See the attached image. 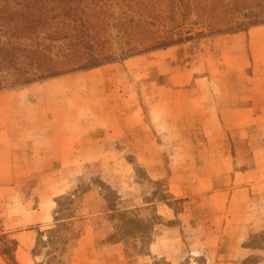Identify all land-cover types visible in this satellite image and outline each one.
<instances>
[{"label":"rangeland","instance_id":"1","mask_svg":"<svg viewBox=\"0 0 264 264\" xmlns=\"http://www.w3.org/2000/svg\"><path fill=\"white\" fill-rule=\"evenodd\" d=\"M17 1L0 0V5L8 4L11 7ZM106 1L112 24L109 34L113 45L118 47L122 44L117 36L119 23L128 25L137 22L140 19L137 14L139 8L135 6L136 2L129 0ZM221 2L234 9L240 22L264 12V0ZM196 15L190 14L183 28V37L190 38L165 49L144 51L97 68L74 71L27 85H10L8 74L0 73L5 86L0 90V96L19 89L25 99V109L20 116H10L9 110L3 112L7 116L0 121V132L7 129L22 134L25 131L35 137L34 143L40 154L35 155L34 166H38L42 165V149L47 139L43 137V129L50 127L51 173L59 172L54 169L60 157L55 152L59 147L57 145L67 144V153L64 154L66 168L60 172L74 183L61 196H55L58 192L56 183L42 185L43 180L39 175H33L26 184L17 186V191L0 188V264H21L14 251L13 241H17L14 234L28 229L32 234L21 238L26 247L19 253V259L25 263L90 264L91 259L97 256L90 250L82 252L87 259L74 257L78 253L77 240L88 226L82 217L93 211L101 213L97 220L100 228L110 231L105 239L99 237V243L125 240L124 264H169L165 257L150 256V244L159 229L163 232L170 224L156 214L154 206L127 209L128 205H136L140 195L147 194L150 195L144 200H169L168 164L177 155L186 162L190 159L194 161L193 152L196 151L198 158L196 169L192 171L194 177L213 174L221 184L245 168V161L251 156L246 148H250L252 136H256V133L260 137L263 135L264 122L255 126L244 123L242 129L238 130L235 123L226 122L228 138H225L222 148H232L234 152L220 155L227 163H221L226 168L218 169L220 156L216 153L209 156L203 151L204 139L198 135L199 131L193 128L186 130L182 123H179L178 130H172L169 119L163 122L155 117L166 109L163 105L159 106L160 102L163 103L161 100L177 92L192 99L224 97L228 100V110L233 111L239 102L236 99L250 97L248 89L254 84V78L258 73H264V23L248 30L236 29L229 33L209 35L207 30L193 24ZM202 30L205 35L198 36ZM17 33L0 27V45H37L28 36ZM131 33L134 34V30ZM39 42L38 47L43 49L51 44L52 54L66 48L64 41L54 43L40 39ZM206 76L211 77L209 84L203 92L196 91L198 85L195 80H205ZM200 110L198 108L195 115ZM216 113L210 111L211 115ZM240 115L243 118L248 116L245 113ZM133 116L137 119L144 117L142 126L145 130L131 122L127 125L131 129L130 135L123 136L122 130L115 127V130H111L114 135L105 140L106 143L102 142L105 139L102 125L107 123L106 119H132ZM196 123L192 121V127L200 126ZM245 135L248 138H244ZM189 149L191 153L186 152ZM123 182L130 183L129 202L120 200ZM90 190L93 197H85ZM43 198H46L45 202ZM169 203L179 207L175 201ZM26 206H33L38 212L28 215ZM43 209L50 211L49 220H42ZM252 244L254 247H264V232L254 235ZM262 258V254H255L254 259L244 264H255ZM188 264L207 263L199 257L195 263ZM216 264H219L218 261Z\"/></svg>","mask_w":264,"mask_h":264},{"label":"crops","instance_id":"2","mask_svg":"<svg viewBox=\"0 0 264 264\" xmlns=\"http://www.w3.org/2000/svg\"><path fill=\"white\" fill-rule=\"evenodd\" d=\"M252 48L254 49L253 46ZM209 78L206 76L205 80H195V84L198 85L196 91L203 92L206 85L209 84ZM207 88L209 90V85ZM248 91L251 96L236 99L239 102L237 109L233 111L228 110V100L224 97L192 99L181 96V93L177 92L174 93V96L161 100L163 103L160 102L159 106L163 105L166 109L162 111L163 113L156 114L155 117L163 122L169 119L168 121L172 122V125L169 126L172 130H178L179 123H182L186 130L193 128L199 131L198 135L204 139L203 151L209 156L213 153L219 156L233 153L232 148L227 150L222 148L225 138H228L226 122L235 123L237 130L242 129L244 123H248V126H255L264 122V73L257 74L254 84ZM5 94L0 96V121L6 118L7 115L3 114L6 110H9L7 112H10V116L18 117L25 109L23 108L25 99L24 96H21V90ZM171 94L173 95V89ZM198 108L201 110L198 115H195ZM210 111L217 113L211 115ZM244 113L248 114L245 118L240 115ZM160 114H164V116ZM106 121H103L106 124L102 125L105 138L102 142L114 135L111 130H115V127L122 130L123 136L130 135L129 130L131 129L127 125L131 122L138 124V128L141 130H145L142 126L145 123L143 116H139L138 119L133 116L132 119L120 117L114 120L113 117H110ZM192 121L198 122L196 124H200V126L192 127ZM261 133L263 134L261 137L258 135L259 133L251 137L250 148H246L251 156L246 159L245 168L240 172H235L234 177H230L225 184L219 183L213 174H200V176L194 177L192 171L196 169V159L198 158L196 151L193 152L194 161L190 159L186 162L184 159H180L179 155L176 158L172 156L173 159L168 164L170 170L169 200H144L150 194L140 195L139 203L127 207L130 209L154 206L156 214L170 224L163 232L159 229V232L155 234L156 237L150 244V256L153 254L158 258L165 257L169 264L195 263L199 257L203 258L207 264H216L217 261L219 264H231V260H233V264H244V262L254 259L255 254L264 256V247H254L252 244L254 235L264 232V131ZM43 137L47 139L46 142L44 141L45 146L42 149V165L34 166L35 155L40 154L34 143L35 137L29 136L25 131L22 134L20 132L15 134L7 129L0 132L1 189L7 187L17 191V186L26 184L33 175L41 177L44 181H42V185L56 183L55 189L58 192L55 196L65 194L74 185L60 172L66 168L64 154L67 153V144L57 145L59 147L55 152L60 157H58L59 164L54 166V169H57L59 174H52V144L48 140L50 127L46 130L43 129ZM244 138H248V135H245ZM186 152L191 153L190 149ZM61 155L63 156L61 157ZM217 162L220 165L216 168H226V165H221V163H227L221 156ZM122 184L124 187L120 191V200L129 202L131 200L130 183L123 182ZM84 196L93 197V192L90 190ZM43 201L45 202L46 198H43ZM169 201H175L179 207L170 204ZM25 210L28 215L38 212L37 208H33V206H26ZM100 214L93 211L82 217L88 222V226L77 240L78 253L74 258L87 259L82 255V252L90 250L97 254L91 259L90 264H124L123 253L127 248L125 240L105 244L98 241L99 237L102 236V239H105L110 232L100 228V225L97 224ZM49 216L50 211L43 209L42 220L45 218L49 220ZM31 234L32 231L29 229L14 234L18 242L16 257L21 264H29V262L25 263L19 259V253L23 252L26 247V243L21 238ZM186 259L188 260L185 261ZM255 264H264V258Z\"/></svg>","mask_w":264,"mask_h":264},{"label":"trees","instance_id":"3","mask_svg":"<svg viewBox=\"0 0 264 264\" xmlns=\"http://www.w3.org/2000/svg\"><path fill=\"white\" fill-rule=\"evenodd\" d=\"M105 1L18 0L11 7L0 5V27L15 30L37 43L30 47L0 45V73L8 74L10 85H27L97 68L144 51L165 49L190 38L183 37V28L192 13H197L193 24L209 35L248 30L264 23V12L248 21H238L234 9L221 0H129L136 2L140 19L128 25L119 23L117 36L122 44L117 47L109 34L110 7L106 8ZM203 30L197 35H205ZM40 39L64 41L66 48L52 54L51 44L44 49L38 47ZM4 87L0 77V90ZM13 245L16 251L18 242L13 241Z\"/></svg>","mask_w":264,"mask_h":264}]
</instances>
